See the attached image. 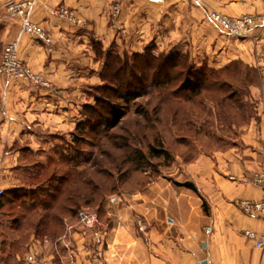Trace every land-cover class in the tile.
Instances as JSON below:
<instances>
[{
	"label": "crops",
	"instance_id": "0c3cea01",
	"mask_svg": "<svg viewBox=\"0 0 264 264\" xmlns=\"http://www.w3.org/2000/svg\"><path fill=\"white\" fill-rule=\"evenodd\" d=\"M3 1L0 45L16 39L20 58L51 87L0 76V189L11 188V170L23 149L42 152L50 137L68 136L81 119L80 106L89 101L84 86L100 81L91 41L105 49L125 36L123 46L130 41L135 50L151 41L159 51L182 50L195 63L204 60L215 68L239 61L258 70L259 80L247 94L256 113L243 127L238 146L201 154L170 178L162 176L119 197L106 209L107 224L96 239L103 245L104 264H264V248H254L243 236L244 230L264 232V220L236 205L264 200V187L252 180L254 172H264V24L247 37L234 38L207 17L208 10L264 15V0H205L200 5L122 0L117 18L111 17L112 0H36L30 18L47 30L50 45L22 33L17 17L3 14ZM59 5L72 10L85 28L55 16L52 10ZM175 182H190L196 190ZM206 226L212 228L208 235ZM47 248L41 244L35 251L46 257L52 253ZM0 257V264H11Z\"/></svg>",
	"mask_w": 264,
	"mask_h": 264
},
{
	"label": "rangeland",
	"instance_id": "374dc122",
	"mask_svg": "<svg viewBox=\"0 0 264 264\" xmlns=\"http://www.w3.org/2000/svg\"><path fill=\"white\" fill-rule=\"evenodd\" d=\"M5 1L2 3V12L10 16L3 9ZM192 3L195 5L202 4L196 3L193 0ZM113 5L114 0L111 2V14ZM241 15H254L255 17L264 19L262 13ZM111 17L113 18V16ZM83 23L84 25L79 26L84 29L86 25L84 21ZM126 38L127 40L129 39L125 36L117 38L119 41L122 39V41H114L105 49L101 42L91 41L89 46L93 59L100 62L98 70L100 81L93 85L87 84L84 86L85 93L89 98V101L85 103H93L94 94L105 96L103 95V91L99 90L98 87L102 84L99 74L105 62L104 54L106 52L119 56L120 60L126 59L129 64L136 60L134 58L136 55H141L144 52H146V55L149 54L152 56H157L161 52H169L167 50L159 51L151 41L136 50L131 48L130 41L127 47H125L123 43ZM12 41L17 42L18 53V41L16 39L10 40L4 45H0V60L5 45ZM51 43L52 40L47 45ZM99 47H101L104 54L100 55L95 51ZM178 51L185 52L182 50ZM18 57L22 60L19 54ZM189 58L194 67L201 65L208 66L204 60L195 63V60L190 54ZM141 61L139 59L137 60V66H140ZM208 68L219 69L213 66H208ZM138 73L148 76L147 79L151 75V72L147 71H138ZM5 77L8 78L7 76ZM21 81L38 87H51L49 82V86H42L27 80ZM175 86L173 85L171 88ZM146 88L142 96L126 104V114L119 126L114 129L101 127L96 132L85 133L81 135L82 139L78 143H71L70 134L68 136L58 135L57 137H50L51 144H47L40 153H33L28 148L23 149L20 160H17L15 167L11 170V188L9 189L21 191L18 196L23 192H32L34 195L40 194L44 199H46L48 192H54L55 196H58V199L52 205V213L50 212L51 214L48 217H44L45 225L41 226L37 231L38 235L41 236H36L34 233L37 230L36 225L38 220L46 211L41 210V206L37 204L34 206L35 210L31 212L22 214L20 210L22 208L21 202L24 205H28V194L26 195L28 197H22L25 198L23 199L25 200L24 202L21 201L22 199L20 197L19 199H12L9 205L4 206L3 210L5 213L0 214V254L4 256L5 263L21 264L22 261L25 262V257L30 251L36 253L35 246L47 244L48 251L50 253L52 252L51 255H47L46 258L36 253L47 264H104L103 245L100 246L98 244L96 237L106 227L107 215H105V212L110 204H112L110 198L113 196L118 198L124 197L136 191L143 190L148 184L162 176L170 178L171 173L180 169L185 163L194 161L201 154L211 155L214 152L225 151L238 146L243 127L249 123H237L233 117H229L230 115L227 116V111H224V109L218 110L214 105L208 104L203 107L197 101L184 102L182 99H177L174 93H172L171 88L166 87V89H161L154 87L150 85V81H147ZM247 94L248 92L245 94V100L253 106L255 111V102L248 100ZM120 104L123 105L124 103ZM138 110L149 113L148 116L150 119L148 122H145L141 117L136 115L135 112ZM82 111L81 104L80 115H82ZM223 111L226 112L224 117L221 116ZM175 112L178 114L177 117H174ZM154 113H159L157 116L160 117L159 120H161V123H157V118L156 116L154 117ZM188 120L194 123L192 129H188L189 126L186 125ZM196 129L206 131L211 135L196 134L194 132ZM109 135L116 137V141L114 142H118L120 137L130 136V148H138L144 153H147V145L152 143L153 138L157 135L162 138L163 147L170 153L171 160L163 163L161 158H152L150 165L144 163L140 168H136L132 163H122L125 151L124 149H114L111 144L113 138L109 139ZM99 149H102L104 153L100 154ZM94 161H96L97 165H93ZM116 164L118 165L116 166ZM261 172L263 171L253 173L252 180L254 183V175ZM62 176L68 178L64 182V185H61L59 182ZM89 179L91 183L85 185L84 182ZM58 188L61 190L57 193L56 189ZM68 190L74 192L73 195L75 198L73 196L71 200H66V203H63L60 198ZM91 198L92 201L88 203L87 200H91ZM69 205H73L74 208L79 205L77 207L79 212L70 215L67 210H63L64 206ZM84 213H94L97 216V223L91 228L86 227L81 221V215ZM16 218L18 225L14 226L12 224ZM42 234L48 235L42 236ZM27 244L29 245L25 252L24 248H26Z\"/></svg>",
	"mask_w": 264,
	"mask_h": 264
},
{
	"label": "trees",
	"instance_id": "16d2710c",
	"mask_svg": "<svg viewBox=\"0 0 264 264\" xmlns=\"http://www.w3.org/2000/svg\"><path fill=\"white\" fill-rule=\"evenodd\" d=\"M95 51L100 55L104 54L101 47L97 50L95 49ZM104 56L105 62L99 74L102 84L98 89L103 91V95L105 96L94 94L93 103L82 104V119L76 123L75 128L70 132L71 143L80 142L82 139L81 135L88 132H96L101 127L114 129L119 126L126 114V104L144 94V91L147 89V81H150V85L161 89H166V87L171 88V86L176 85L171 88L175 98L182 99L184 102L197 101L203 107L211 104L217 107L218 110L224 109V111H227V116L230 115L229 117H233L239 124L249 122V119L255 114L253 106L246 102L245 94L251 86L258 83L259 72L239 61L231 62L219 69H210L206 65L194 67L190 62L189 54L178 50L161 52L157 56L146 55V52H144L141 55H136L134 57L136 60L130 64L126 59L120 60L119 56L108 52ZM138 59L142 60L140 66H137ZM138 71L151 72V75L147 79L148 76L139 74ZM119 102L124 104L122 105ZM224 111L222 112V117L226 113ZM135 113L145 122H148L150 119L149 113L146 111L138 110ZM158 114L154 113V117L156 116L157 123H161L160 117L157 116ZM177 115V112H175L174 117H177ZM186 125L189 126L188 129L194 127V123L191 120H188ZM194 132L207 136L211 135L206 131H200V129H196ZM129 137H120L118 142H114L116 141V137L109 135V139L113 138V141H111L113 148L117 150L124 149L125 151L122 163H132L136 168H140L144 163L150 165L152 158H161L163 163L171 160L170 153L163 147L162 138L157 135L153 138L152 143L147 145V153L135 147L130 148ZM99 151L100 154L104 153L102 149H99ZM93 165H97L96 161L93 162ZM67 179L66 176H62L59 180L60 184L64 185ZM90 183V179L84 182L85 185H89ZM175 183L194 191L196 190L190 182ZM94 187L96 188V186ZM60 190L58 188L56 192L58 193ZM20 192L11 189L2 190V194L0 195V214L5 213L3 210L4 206L9 205L12 199H19L21 197V201L24 202L25 200L23 199L28 197L26 196L28 194V205H24L21 202L22 208L20 210L22 214L35 210L34 206L36 204L41 206V210L47 212L42 214L36 225L37 230L34 235L41 236L38 235L37 231L41 226L45 225L44 217H48L52 213V205L57 202L58 196H55L54 192H48L46 199L42 198L40 194L34 195L32 192H23L18 196ZM73 194L72 190L65 191L64 196L66 197L63 196L60 200L66 203V200L73 198ZM87 201L88 203L91 202L92 198ZM77 207L79 205L75 208L73 205L64 206L63 210H67L70 215H74L79 212ZM12 225H18L17 218ZM44 235L48 234H42V236ZM28 245L24 248L25 252Z\"/></svg>",
	"mask_w": 264,
	"mask_h": 264
},
{
	"label": "built area",
	"instance_id": "2783aa9c",
	"mask_svg": "<svg viewBox=\"0 0 264 264\" xmlns=\"http://www.w3.org/2000/svg\"><path fill=\"white\" fill-rule=\"evenodd\" d=\"M150 3H161L163 0H147ZM196 3H203L205 0H193ZM36 0H7L3 4V9L6 14L17 17L20 21V29L22 33L30 35L43 43H50L51 37L47 30L39 24L32 21L30 18L31 11L35 5ZM121 8V0H114L112 7V16L116 18ZM53 14L62 20L72 22L77 25H84L83 21L75 16L72 10L58 6L53 10ZM207 17L215 23L221 32L229 37L243 38L247 37L252 29L257 25L264 24V19L255 17L254 15H241L237 17H231L219 13L217 11L207 12ZM0 75H5L8 78L27 80L34 82V84L49 86L47 80L42 75L33 72L22 60L19 59L17 53V42L12 41L5 45L2 58L0 60ZM254 181L260 186L264 187V172L256 173L254 175ZM2 189H0V195ZM118 201V197L113 196L110 198L111 203ZM241 211L247 215L257 216L264 220V200L252 201V200H240L237 202ZM82 223L91 228L97 223L96 214L84 213L81 215ZM140 228L145 226L140 224ZM211 232V227L206 226L204 233L207 235ZM244 236L247 240L252 242L254 248H264V232H257L254 230H245ZM26 264H47L38 257L35 252L30 251L25 257Z\"/></svg>",
	"mask_w": 264,
	"mask_h": 264
}]
</instances>
